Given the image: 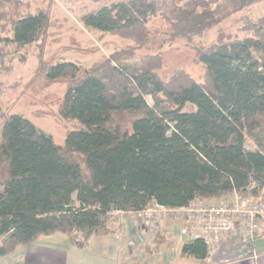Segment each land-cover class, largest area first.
I'll list each match as a JSON object with an SVG mask.
<instances>
[{
  "label": "trees",
  "instance_id": "trees-1",
  "mask_svg": "<svg viewBox=\"0 0 264 264\" xmlns=\"http://www.w3.org/2000/svg\"><path fill=\"white\" fill-rule=\"evenodd\" d=\"M37 1L0 0V69H11L12 45L22 49L20 60L34 45L36 72L66 81L59 116L79 126L58 144L28 117L0 109V256L55 232L83 247L117 231L118 210L264 196V15L243 18V36L220 31L195 46L261 0L105 4L84 15V25L132 43L90 66L45 58L54 21L50 3L32 11ZM155 16L167 21L170 39L196 47L203 81L184 70L164 78L163 56L139 52ZM208 252L204 237L183 245L199 259Z\"/></svg>",
  "mask_w": 264,
  "mask_h": 264
},
{
  "label": "rangeland",
  "instance_id": "rangeland-1",
  "mask_svg": "<svg viewBox=\"0 0 264 264\" xmlns=\"http://www.w3.org/2000/svg\"><path fill=\"white\" fill-rule=\"evenodd\" d=\"M113 1L118 0H38L33 2L32 11L38 6L51 4L54 26L51 28V37L45 49V58L50 62L71 60L90 66L100 62L103 57L113 51L130 45L132 42L129 39L94 29L83 23L84 15ZM262 15H264V0L229 16L212 27L204 36L196 39L195 46L209 45L215 41L220 31L243 36L244 34L238 30L243 24V18H258ZM147 25L151 32V40L148 46L139 52L160 53L163 56L164 64L159 74L164 78H170L176 71L184 70L196 80L203 81L204 65L194 60L196 47H190L182 38L170 39L168 23L162 16L151 17ZM25 52L27 57L20 60L22 49L12 45L8 57L11 69H0V109L28 117L38 127L52 134L56 143L62 144L67 132L79 126L74 121H64L58 114L59 103L66 89V81L49 80L36 72L38 59L34 45L28 46ZM147 101L150 104L153 102L150 96L147 97ZM231 197L227 196L223 199ZM55 235H59V238H56L58 243H62V239L69 241L67 235L62 232ZM74 237L79 239L77 235ZM23 251L24 246L16 247L2 260L3 263L11 264L12 261L18 260L21 258L20 255H23Z\"/></svg>",
  "mask_w": 264,
  "mask_h": 264
},
{
  "label": "crops",
  "instance_id": "crops-1",
  "mask_svg": "<svg viewBox=\"0 0 264 264\" xmlns=\"http://www.w3.org/2000/svg\"><path fill=\"white\" fill-rule=\"evenodd\" d=\"M112 215L117 228L114 233L93 235L83 247L67 234L69 241L62 239V243L56 240L58 232L40 235L31 243L18 245L17 248L24 246L23 255L11 264H264V232L252 248L259 255L254 263L241 257L248 248L244 244V227L239 223L221 235L205 236L209 252L206 258L199 259L183 253V245L190 240L183 230L196 227L198 219L167 215L145 222L132 214L122 219L117 211ZM7 255L0 256V264Z\"/></svg>",
  "mask_w": 264,
  "mask_h": 264
},
{
  "label": "built area",
  "instance_id": "built-area-1",
  "mask_svg": "<svg viewBox=\"0 0 264 264\" xmlns=\"http://www.w3.org/2000/svg\"><path fill=\"white\" fill-rule=\"evenodd\" d=\"M230 199L221 200H195L188 206L167 208L162 205L149 206L142 211L118 210L121 219L126 214H132L145 222H151L167 215H182L189 219H198L196 227H186L183 235L191 239L235 229L237 223L245 230L244 244L248 248L241 257L254 263L259 260V255L252 250L255 241L264 232V197L246 198L239 193L231 195ZM242 254V253H241Z\"/></svg>",
  "mask_w": 264,
  "mask_h": 264
}]
</instances>
